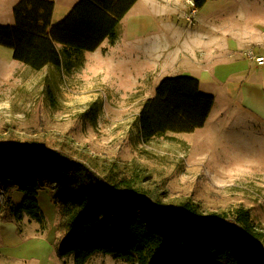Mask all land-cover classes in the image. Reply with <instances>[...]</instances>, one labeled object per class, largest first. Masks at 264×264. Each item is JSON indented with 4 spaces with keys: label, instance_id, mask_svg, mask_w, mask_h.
Segmentation results:
<instances>
[{
    "label": "rangeland",
    "instance_id": "obj_1",
    "mask_svg": "<svg viewBox=\"0 0 264 264\" xmlns=\"http://www.w3.org/2000/svg\"><path fill=\"white\" fill-rule=\"evenodd\" d=\"M66 2L57 1L56 23L64 18ZM167 5L173 9L165 11ZM151 6L153 11H145ZM219 8L232 20H264V0H207L201 8L193 0H137L116 33L128 32L124 40L151 29L165 40V24L182 31L184 25L195 27L190 24L194 18L214 15ZM6 13L0 15V25L8 23ZM178 40L183 47L184 41ZM166 42L170 45V39ZM12 53L0 45V146L33 143L62 149L101 175L124 176L142 193L154 194L165 208L187 200L204 218L242 207L254 231L264 234V122L244 112H222L193 134L166 132L143 140L138 122L143 98L156 78L171 71L153 70L151 83L136 85L141 88L136 94L122 97L114 90L116 95L109 96L103 76L94 74L95 63L90 67L76 58L68 68L33 70ZM121 64L114 65L110 75L115 76ZM22 198L13 186L9 199L0 203V264H73L74 254L57 255L59 216L48 189L38 193L44 225L26 214L16 220L14 209ZM85 264L136 263L96 252Z\"/></svg>",
    "mask_w": 264,
    "mask_h": 264
},
{
    "label": "trees",
    "instance_id": "obj_2",
    "mask_svg": "<svg viewBox=\"0 0 264 264\" xmlns=\"http://www.w3.org/2000/svg\"><path fill=\"white\" fill-rule=\"evenodd\" d=\"M136 1L78 0L52 23L54 2L18 0L14 24L0 25V45L33 70L68 68L82 51L116 39L117 25ZM193 2L201 8L206 0ZM198 84L185 74L162 78L139 110L142 139L202 127L214 98L201 93ZM13 186L23 194L14 209L16 220L26 214L41 225L45 216L38 193L48 189L59 216L56 252L74 254L73 264H85L96 252L136 264H264V234L254 231L247 209L204 218L187 200L165 208L124 176L101 175L62 149L33 143L0 146L3 203Z\"/></svg>",
    "mask_w": 264,
    "mask_h": 264
},
{
    "label": "crops",
    "instance_id": "obj_3",
    "mask_svg": "<svg viewBox=\"0 0 264 264\" xmlns=\"http://www.w3.org/2000/svg\"><path fill=\"white\" fill-rule=\"evenodd\" d=\"M17 1L0 0V15L7 10L6 25L14 24L13 7ZM50 1L54 2L52 23H55L54 12L58 0ZM77 1L68 0L65 3L68 7L63 17ZM163 3L162 1L161 6ZM170 9L173 6L167 5L165 11ZM153 10L152 6L145 9ZM221 11L222 8H219L214 15L209 13L201 15L199 19L194 18L190 24L195 23V27L200 25L198 30L191 25H184L187 29L180 31L174 24H165L163 30L168 35L165 40L151 29L123 40V36L128 34L125 31L113 41L104 39L92 51H82L78 58L90 67L95 63L94 66L97 67L94 74L103 76V82L109 87V96L116 95L114 90L120 91L122 97L132 91L136 94L141 88L137 89L135 86L151 83L149 74L158 68L171 71L163 77L183 74L196 77L199 91L212 95L214 101L204 125L188 134L203 129L222 112H244L251 118L264 122V63L257 64L245 54L252 50L254 55L264 56V20H232ZM168 39L170 45L166 42ZM177 40L184 41L183 47L175 43ZM119 62L122 63L120 71L115 76L110 75L114 65L118 66ZM47 67L53 66L43 68ZM160 79L156 78L151 93L143 100L154 95Z\"/></svg>",
    "mask_w": 264,
    "mask_h": 264
},
{
    "label": "built area",
    "instance_id": "obj_4",
    "mask_svg": "<svg viewBox=\"0 0 264 264\" xmlns=\"http://www.w3.org/2000/svg\"><path fill=\"white\" fill-rule=\"evenodd\" d=\"M247 54L250 58L254 59V61L257 64H263L264 63V56L254 55L252 51H249ZM5 196H6V194H5L4 190L0 189V203L3 204V202L5 200Z\"/></svg>",
    "mask_w": 264,
    "mask_h": 264
}]
</instances>
